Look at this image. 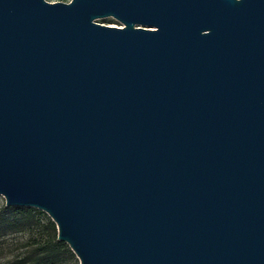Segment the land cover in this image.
Returning a JSON list of instances; mask_svg holds the SVG:
<instances>
[{
  "label": "water",
  "instance_id": "obj_1",
  "mask_svg": "<svg viewBox=\"0 0 264 264\" xmlns=\"http://www.w3.org/2000/svg\"><path fill=\"white\" fill-rule=\"evenodd\" d=\"M0 194L80 264H264V0H0Z\"/></svg>",
  "mask_w": 264,
  "mask_h": 264
},
{
  "label": "trees",
  "instance_id": "obj_2",
  "mask_svg": "<svg viewBox=\"0 0 264 264\" xmlns=\"http://www.w3.org/2000/svg\"><path fill=\"white\" fill-rule=\"evenodd\" d=\"M27 233L24 249L2 264H66L78 257L69 244L58 238L55 221L45 211L33 206L2 205L0 236Z\"/></svg>",
  "mask_w": 264,
  "mask_h": 264
},
{
  "label": "rangeland",
  "instance_id": "obj_3",
  "mask_svg": "<svg viewBox=\"0 0 264 264\" xmlns=\"http://www.w3.org/2000/svg\"><path fill=\"white\" fill-rule=\"evenodd\" d=\"M49 1H69V0H49ZM99 22L107 23L110 25H122V23L112 16L98 19ZM6 204L5 197L0 194V207ZM27 233L17 232L10 235L0 236V264L6 259L19 254L24 249V242L27 238ZM79 261V259H78ZM75 260L68 261L66 264H75ZM80 264V261L78 262Z\"/></svg>",
  "mask_w": 264,
  "mask_h": 264
}]
</instances>
